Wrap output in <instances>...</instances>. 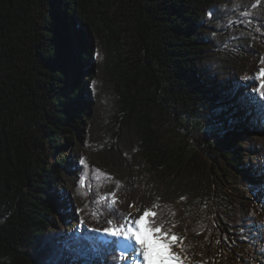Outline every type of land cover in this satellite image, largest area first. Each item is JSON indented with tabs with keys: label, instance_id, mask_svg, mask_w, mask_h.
<instances>
[{
	"label": "trees",
	"instance_id": "trees-1",
	"mask_svg": "<svg viewBox=\"0 0 264 264\" xmlns=\"http://www.w3.org/2000/svg\"><path fill=\"white\" fill-rule=\"evenodd\" d=\"M262 72L264 0H0V264H126L101 235L143 207L264 264Z\"/></svg>",
	"mask_w": 264,
	"mask_h": 264
},
{
	"label": "snow or ice",
	"instance_id": "snow-or-ice-1",
	"mask_svg": "<svg viewBox=\"0 0 264 264\" xmlns=\"http://www.w3.org/2000/svg\"><path fill=\"white\" fill-rule=\"evenodd\" d=\"M261 77H264V72L261 73ZM260 87L264 89V83H261ZM79 164L84 165L85 161L81 159ZM112 203L115 204L116 200L113 199ZM112 215H117L115 210H113ZM156 215V212L144 211L138 219L134 220L133 226L108 227L104 231L112 237L126 241L127 243L120 245L121 250L129 252L130 255L142 256L144 264H181L180 257L173 251L177 236H169L168 233L162 232L160 226H154V221H149V217ZM111 243L114 242L106 241L104 247L110 248Z\"/></svg>",
	"mask_w": 264,
	"mask_h": 264
},
{
	"label": "rangeland",
	"instance_id": "rangeland-1",
	"mask_svg": "<svg viewBox=\"0 0 264 264\" xmlns=\"http://www.w3.org/2000/svg\"><path fill=\"white\" fill-rule=\"evenodd\" d=\"M84 132H85V128H84ZM74 149L77 150L78 152V156L81 157V159H83L85 161V166L88 169H91L92 172H95L97 170V168L99 170H102L101 167L97 166V162L96 160L91 156L89 149H88V139L86 137V135H82L80 137V139H76L74 146L70 147V155H73V151ZM55 159L49 158L50 162H54ZM74 161V158H73ZM77 168V166H76ZM77 170L79 171V169L77 168ZM77 172V171H76ZM59 191V189H58ZM164 191V190H163ZM162 192V190H161ZM163 194V198L166 196L167 199H170L165 191L162 192ZM161 195V193H160ZM165 195V196H164ZM159 198V196H158ZM144 211H148L146 208H133L131 210L130 216L128 218V220L126 221L125 225L126 226H133L134 225V220L138 219L140 215L143 214ZM71 212L73 213V208H71ZM59 219V218H58ZM69 231L70 232H76V233H82V227L80 226H73L70 224L69 226ZM175 232L177 235V241L174 243L173 245V251L176 253L177 256L180 257V262L181 264H207V262L201 258H197V259H192L188 256V254H186V250L184 249V240H185V236H186V231L184 229V226L182 224H178L175 227ZM113 238L110 235H101V239L104 241L107 238ZM120 241V245L123 243H127L126 241H123L121 238H117ZM134 244V241L132 242ZM138 248V246H136ZM121 248V246H120ZM127 256H126V264H144L143 258L142 256H139L138 254L136 255H130L129 252H126Z\"/></svg>",
	"mask_w": 264,
	"mask_h": 264
}]
</instances>
